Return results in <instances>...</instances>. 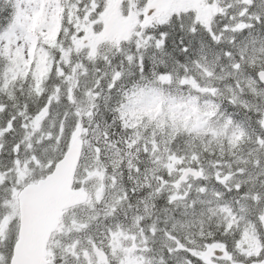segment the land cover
<instances>
[{
  "label": "snow or ice",
  "instance_id": "1",
  "mask_svg": "<svg viewBox=\"0 0 264 264\" xmlns=\"http://www.w3.org/2000/svg\"><path fill=\"white\" fill-rule=\"evenodd\" d=\"M0 264H264V0H0Z\"/></svg>",
  "mask_w": 264,
  "mask_h": 264
}]
</instances>
